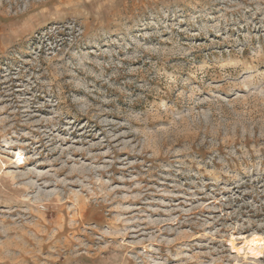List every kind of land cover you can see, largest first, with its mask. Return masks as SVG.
<instances>
[{"label":"rangeland","instance_id":"rangeland-1","mask_svg":"<svg viewBox=\"0 0 264 264\" xmlns=\"http://www.w3.org/2000/svg\"><path fill=\"white\" fill-rule=\"evenodd\" d=\"M253 237L264 0H0V264H264Z\"/></svg>","mask_w":264,"mask_h":264},{"label":"bare ground","instance_id":"bare-ground-1","mask_svg":"<svg viewBox=\"0 0 264 264\" xmlns=\"http://www.w3.org/2000/svg\"><path fill=\"white\" fill-rule=\"evenodd\" d=\"M264 242L261 238H255L246 241L243 244V247L249 252L251 255H259L262 252Z\"/></svg>","mask_w":264,"mask_h":264}]
</instances>
